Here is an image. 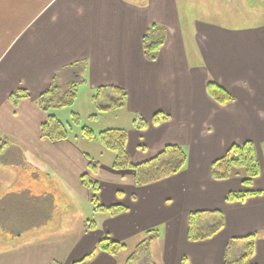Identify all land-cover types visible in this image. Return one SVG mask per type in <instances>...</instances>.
<instances>
[{"label": "crops", "instance_id": "1", "mask_svg": "<svg viewBox=\"0 0 264 264\" xmlns=\"http://www.w3.org/2000/svg\"><path fill=\"white\" fill-rule=\"evenodd\" d=\"M180 2L0 0V138L7 141L0 151V264H75L104 236L126 244L156 227L162 231L150 255L157 263L222 264L230 239L264 233V22L230 28L192 18ZM151 24L165 30L155 59L148 60L142 38ZM77 62L84 64L81 85L91 97L100 86L125 90L120 108L132 115L125 129L130 160L176 144L187 155L182 171L136 186L130 169L94 163L69 136H41L46 113L36 100L59 73L60 82L75 76L68 68ZM209 79L234 101L212 99ZM17 90L26 96L13 104L9 95ZM135 115L144 125H134ZM245 141L253 143L260 171L251 185L237 177L213 180L211 162ZM84 174L97 182L100 205L125 209L115 215L95 209L93 228L88 222L65 230L55 221L48 185L90 198ZM246 191L259 193L225 200L229 192ZM41 196L48 199L40 203ZM199 210L222 211L224 226L207 240L188 241V214ZM142 239L124 259L95 251L84 264H124ZM250 262L264 264L263 236Z\"/></svg>", "mask_w": 264, "mask_h": 264}, {"label": "trees", "instance_id": "2", "mask_svg": "<svg viewBox=\"0 0 264 264\" xmlns=\"http://www.w3.org/2000/svg\"><path fill=\"white\" fill-rule=\"evenodd\" d=\"M164 27L159 24H151L143 38L142 49L144 57L148 60L155 59L158 49L163 42ZM84 64L77 62L68 68L75 72L65 82H60V73L53 78L50 86L37 98L38 107L46 113V120L42 123L40 130L41 136L50 141H60L68 139L69 124H64L56 116L49 113V109L54 107H66L73 104L78 86L83 82L81 71ZM207 92L209 96L219 104H226L234 101L233 96L214 82L212 79L207 81ZM26 92L17 90L9 95L10 101L15 104L20 98L25 97ZM126 92L116 86H100L92 94V100L96 108L105 111L111 108L122 107ZM73 120L78 121L77 113H73ZM158 115L154 116L157 121ZM134 125L139 127L144 125V120L134 116ZM82 134L91 139L95 135L93 131L84 126L81 128ZM127 131L123 128H108L98 133L97 139L100 143L114 153L112 167L114 169H130L133 173V180L136 186H145L173 176L183 170L187 155L180 145L169 144L154 156L133 163L126 150ZM7 141L0 138V151L5 147ZM90 169L93 168L90 165ZM259 165L255 154L254 146L251 141L232 144L226 153L211 162L210 177L213 180L228 178H241L242 184L246 187L251 185L252 179L259 175ZM81 181L84 187L90 191V200L94 209L108 211L111 215L122 212L125 208L120 205L102 206L98 203V184L87 174L82 175ZM259 192H229L225 196L227 202L242 201L244 198L258 194ZM224 226L223 213L220 210H199L188 214L186 238L188 241H201L211 238ZM88 227L93 228V224ZM157 228H150L144 232V238L135 245L132 252L126 258L124 264H133L139 257L150 255V243L159 236ZM264 237V233H250L239 238H232L228 241L222 264H252L250 258L254 251V242L258 237ZM126 247L123 242H118L104 236L98 240L96 245L87 254L86 258L75 264H84L95 251H104L109 254H118Z\"/></svg>", "mask_w": 264, "mask_h": 264}, {"label": "rangeland", "instance_id": "3", "mask_svg": "<svg viewBox=\"0 0 264 264\" xmlns=\"http://www.w3.org/2000/svg\"><path fill=\"white\" fill-rule=\"evenodd\" d=\"M182 7L190 12V16L195 19L209 21L215 24L235 27V25L259 24L264 22V0H180ZM49 113L56 116L64 124H69L68 136L72 142L83 151H86L94 163L110 164L113 162L114 153L104 147L97 139L100 131L108 128L129 129L132 125V115L126 112V109L116 107L105 111L96 108L91 94L83 85L78 86L77 95L72 105L66 107H54L49 109ZM73 113H77L78 121L73 120ZM90 128L95 137L87 138L82 134V127ZM264 151V145H262ZM51 184V183H49ZM48 189L54 195L55 221L62 220V226H76L82 228L80 224L94 222L95 209L90 198L84 195H71L66 191L60 193L58 188L48 185ZM23 192V191H22ZM64 194V196H63ZM52 196V195H51ZM46 196H41V200H47ZM63 210V212H62ZM182 224H178V231ZM158 230L162 231L159 227ZM77 231L60 235L59 237L71 238ZM144 238V234L137 235L126 247L118 253V259L124 257L131 251L134 240ZM157 244V243H156ZM159 256V252H154ZM133 264H159L153 255H143Z\"/></svg>", "mask_w": 264, "mask_h": 264}]
</instances>
